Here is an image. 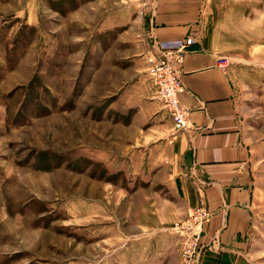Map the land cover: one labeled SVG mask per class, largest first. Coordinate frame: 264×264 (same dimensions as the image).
<instances>
[{
  "label": "rangeland",
  "instance_id": "374dc122",
  "mask_svg": "<svg viewBox=\"0 0 264 264\" xmlns=\"http://www.w3.org/2000/svg\"><path fill=\"white\" fill-rule=\"evenodd\" d=\"M148 9L0 0V264H182L173 227L185 218L158 223L174 200L160 135L127 127L102 98ZM206 14L254 137L245 264H264V0H208Z\"/></svg>",
  "mask_w": 264,
  "mask_h": 264
},
{
  "label": "crops",
  "instance_id": "0c3cea01",
  "mask_svg": "<svg viewBox=\"0 0 264 264\" xmlns=\"http://www.w3.org/2000/svg\"><path fill=\"white\" fill-rule=\"evenodd\" d=\"M147 1L138 38L131 49L116 54L120 67L113 61L119 78L109 69L111 75H103V82L110 84L102 95L103 102L108 101L105 112L118 115L127 127L147 126L160 135L156 140L174 165V200L161 205V210L173 213L170 218L160 217L158 223L184 219L203 203L211 215L203 226L206 245L199 264H245L256 188L255 142L240 100L237 73L218 64L223 55L209 32L208 0ZM186 37L194 42L179 67L186 88L179 99L191 109L192 126L177 131L148 80L145 55L155 47L175 48ZM111 61L110 55L105 56L103 65Z\"/></svg>",
  "mask_w": 264,
  "mask_h": 264
},
{
  "label": "built area",
  "instance_id": "2783aa9c",
  "mask_svg": "<svg viewBox=\"0 0 264 264\" xmlns=\"http://www.w3.org/2000/svg\"><path fill=\"white\" fill-rule=\"evenodd\" d=\"M194 42L186 37L175 48H156L145 55L146 74L154 88L155 96L161 101L164 110L171 119L175 130L188 131L191 128V109L180 102L179 96L185 91L179 67L184 56ZM218 64L225 69L226 57H220ZM210 212L203 203L192 208L187 217L173 227L180 237L182 264H196L203 251V226L210 218Z\"/></svg>",
  "mask_w": 264,
  "mask_h": 264
},
{
  "label": "bare ground",
  "instance_id": "6f19581e",
  "mask_svg": "<svg viewBox=\"0 0 264 264\" xmlns=\"http://www.w3.org/2000/svg\"><path fill=\"white\" fill-rule=\"evenodd\" d=\"M223 57H225V56H223Z\"/></svg>",
  "mask_w": 264,
  "mask_h": 264
}]
</instances>
